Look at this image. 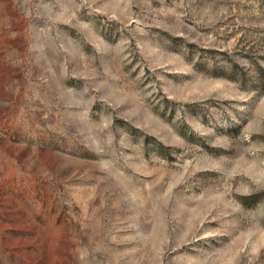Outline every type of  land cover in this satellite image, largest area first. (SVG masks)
Returning <instances> with one entry per match:
<instances>
[{"label": "rangeland", "instance_id": "1", "mask_svg": "<svg viewBox=\"0 0 264 264\" xmlns=\"http://www.w3.org/2000/svg\"><path fill=\"white\" fill-rule=\"evenodd\" d=\"M0 264H264V0H0Z\"/></svg>", "mask_w": 264, "mask_h": 264}]
</instances>
